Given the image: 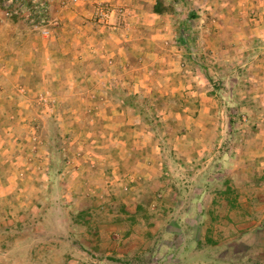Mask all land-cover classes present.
Here are the masks:
<instances>
[{"label": "rangeland", "instance_id": "obj_1", "mask_svg": "<svg viewBox=\"0 0 264 264\" xmlns=\"http://www.w3.org/2000/svg\"><path fill=\"white\" fill-rule=\"evenodd\" d=\"M147 1L120 61L138 0H0V264H264V0Z\"/></svg>", "mask_w": 264, "mask_h": 264}, {"label": "crops", "instance_id": "obj_2", "mask_svg": "<svg viewBox=\"0 0 264 264\" xmlns=\"http://www.w3.org/2000/svg\"><path fill=\"white\" fill-rule=\"evenodd\" d=\"M121 0H118V2ZM140 2H142L140 4ZM147 0H142L139 1L138 0V4L135 5V10L138 13V19L135 20H127L126 24L118 27L115 29V31H110L111 29L109 28V30H104L105 27H100L101 28V35H98L96 39H93V42H101L103 44V49L101 50V57L103 59H109V60H126L128 58H139V57H153L152 55V51H156L155 50V46H157V44L159 43V41H163L164 38H162V36L158 35V33L154 36V31L153 28H155L154 23L151 22L150 19L148 18H155L156 16H160L159 14H156L153 12V7L155 6V4H150V2H148ZM139 7H141V9H139ZM75 10H78L77 8H75ZM141 10V11H140ZM80 13H82V15L84 16H88L90 15L89 10H80ZM73 18L71 20H69L71 23H75V18H77L78 14L71 13ZM263 26V25H262ZM76 27V26H75ZM86 27V26H85ZM87 28V27H86ZM141 29V33L142 35L139 36L138 35V30ZM146 30L150 31L149 34L146 35L143 34V32H145ZM83 35V36H82ZM79 35L82 38H84L85 42H90L92 40L93 34L90 32H86V34H82ZM146 35V36H145ZM137 37H139V41H136ZM143 37H146L145 40H142ZM154 38L156 40H154ZM163 39V40H162ZM68 43L67 40L63 39L61 40V42L64 43ZM147 45L146 43H148L147 47H138L137 45ZM138 43V44H136ZM155 43V46H152L151 44ZM89 55L88 57H85L86 60L91 61V59H94V55L93 53L96 51V49L90 50L88 49ZM136 51H139V53H136ZM165 51V50H164ZM145 54H144V53ZM161 52V51H160ZM143 53V54H142ZM174 53V52H173ZM158 58V57H157ZM90 62H88L87 64V68L82 69L80 71H73L70 70L69 72L71 73V75H74V79H75V89H78L81 87V84H86L88 85L86 89H88L89 91H93L97 88H103L104 90H109L111 89L113 85V82H110L109 79L110 76L112 77L113 75H116L117 72H114V69L112 68H108L105 69L104 68H98L97 66L94 65H90ZM85 71V72H84ZM84 72V76L83 75ZM89 75H98L100 77H103L102 79H97V81L100 83V87H97L94 83V80L92 79H86L87 77H89ZM107 77V79H106ZM107 80V81H106ZM117 85V84H116ZM120 88L122 89L121 85ZM119 88V89H120ZM84 90V89H83ZM90 102H92V100H90ZM103 102V101H102ZM105 104V102H103V105ZM94 106V103L92 104V107ZM116 112V111H115ZM109 112V114L106 112V114L103 115V119L104 121H102L103 126L100 127V129L102 130V133L107 134L108 131H111V129L109 128V124L112 123L113 119L115 117H118L117 112ZM124 118V117H123ZM90 134L87 133L86 136H89ZM263 146L260 147L257 152H259L258 157L259 158L256 162L255 165H263L264 167V141L262 142Z\"/></svg>", "mask_w": 264, "mask_h": 264}, {"label": "trees", "instance_id": "obj_3", "mask_svg": "<svg viewBox=\"0 0 264 264\" xmlns=\"http://www.w3.org/2000/svg\"><path fill=\"white\" fill-rule=\"evenodd\" d=\"M153 12L156 14L161 15L163 13V10L160 9V6H158L157 4H155V6L153 7Z\"/></svg>", "mask_w": 264, "mask_h": 264}, {"label": "built area", "instance_id": "obj_4", "mask_svg": "<svg viewBox=\"0 0 264 264\" xmlns=\"http://www.w3.org/2000/svg\"><path fill=\"white\" fill-rule=\"evenodd\" d=\"M73 2H76V1H78V0H72ZM98 14L101 16V17H106V13L104 12V10H102V9H99L98 10Z\"/></svg>", "mask_w": 264, "mask_h": 264}]
</instances>
